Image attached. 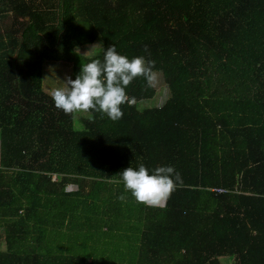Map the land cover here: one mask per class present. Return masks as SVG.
Instances as JSON below:
<instances>
[{"label": "trees", "instance_id": "trees-1", "mask_svg": "<svg viewBox=\"0 0 264 264\" xmlns=\"http://www.w3.org/2000/svg\"><path fill=\"white\" fill-rule=\"evenodd\" d=\"M113 44L170 96L140 109L156 89L139 77L120 120L77 130L44 61L75 80ZM0 163V264H264V0H0ZM141 164L180 174L166 206L125 191Z\"/></svg>", "mask_w": 264, "mask_h": 264}, {"label": "clouds", "instance_id": "clouds-1", "mask_svg": "<svg viewBox=\"0 0 264 264\" xmlns=\"http://www.w3.org/2000/svg\"><path fill=\"white\" fill-rule=\"evenodd\" d=\"M153 68V61H146L142 56L130 60L119 54L113 44L104 50L103 61L94 59L83 64L75 80L67 77L62 87L52 89L49 94L55 107L65 114L93 110L118 121L123 116L121 105L135 103V98L126 93L127 86L139 77H143L149 87L156 85L158 76ZM120 176L125 191L130 192L137 203L148 207L166 206L178 183L182 184L180 174L171 166L157 167L149 174L141 164L138 170L126 168ZM119 199L125 197L122 195Z\"/></svg>", "mask_w": 264, "mask_h": 264}, {"label": "rangeland", "instance_id": "rangeland-1", "mask_svg": "<svg viewBox=\"0 0 264 264\" xmlns=\"http://www.w3.org/2000/svg\"><path fill=\"white\" fill-rule=\"evenodd\" d=\"M21 21L30 20V17L26 16L25 18H19ZM12 20L7 19L4 23V26H10ZM54 31V30H52ZM55 35V32H53ZM79 54L84 55L86 57H94L102 52V42L101 40L96 41L92 45L82 47L76 50ZM87 52V53H86ZM86 53V54H85ZM158 76V80L156 85L154 86L156 89V95L152 99L144 100L140 102V109L154 108L160 107L166 103L169 98V89L164 81L163 75L159 72H156ZM70 77L73 79L72 75V65L66 62H50L44 61V69H43V90L45 93L49 94L50 91L57 87H62L65 79ZM50 95V94H49ZM90 116L89 113L86 112H77L74 116V126L77 130H82L83 125L80 122V118H88ZM69 190L76 189L75 186H69ZM1 246H3V240L1 241ZM224 264H233L234 259L226 258L223 261Z\"/></svg>", "mask_w": 264, "mask_h": 264}, {"label": "built area", "instance_id": "built-area-1", "mask_svg": "<svg viewBox=\"0 0 264 264\" xmlns=\"http://www.w3.org/2000/svg\"><path fill=\"white\" fill-rule=\"evenodd\" d=\"M0 165H1V163H0Z\"/></svg>", "mask_w": 264, "mask_h": 264}]
</instances>
